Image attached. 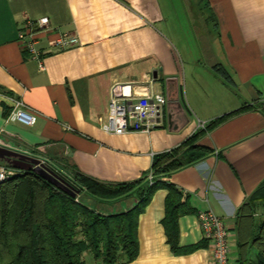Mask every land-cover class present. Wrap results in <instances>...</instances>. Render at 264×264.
Instances as JSON below:
<instances>
[{
	"label": "crops",
	"instance_id": "obj_1",
	"mask_svg": "<svg viewBox=\"0 0 264 264\" xmlns=\"http://www.w3.org/2000/svg\"><path fill=\"white\" fill-rule=\"evenodd\" d=\"M203 3L212 26L196 17L192 0H0L5 148L35 150L100 182H131L150 170L155 155L241 109L196 141L212 150L208 155L166 178L194 209L178 219L179 246H202L172 250L163 225L168 189L161 187L139 216L138 255L124 264H210V244L197 217L209 209L230 226V264H237V211L264 181V0ZM43 16L50 29L36 43L45 52L41 69L18 32L26 17ZM62 33L78 43L60 49L54 42ZM169 77L178 78L188 117L180 129L168 128L167 106L166 125L150 132L109 134L100 128L113 85L135 83L138 92L166 94ZM15 100L37 114L33 125L7 120ZM86 199L104 213L126 211L136 202L134 195Z\"/></svg>",
	"mask_w": 264,
	"mask_h": 264
},
{
	"label": "trees",
	"instance_id": "obj_2",
	"mask_svg": "<svg viewBox=\"0 0 264 264\" xmlns=\"http://www.w3.org/2000/svg\"><path fill=\"white\" fill-rule=\"evenodd\" d=\"M240 110L213 120L180 146L155 155L150 170L135 181L100 182L67 166L72 179L51 168H45L49 178L37 174L34 167L21 169L0 184V264L131 262L139 251V216L154 191L161 187L168 189L163 225L172 250L180 254L198 249L202 244L179 246L178 219L194 209L187 200L181 201L182 191L166 178L208 155L212 150L196 141ZM56 177L76 195L61 188ZM128 195H134L136 202L119 213L100 212L79 200L87 197L115 200ZM259 201L264 202V181L237 211L234 227L237 264H264V215L256 218L253 211ZM86 254L93 263L86 260Z\"/></svg>",
	"mask_w": 264,
	"mask_h": 264
},
{
	"label": "built area",
	"instance_id": "obj_3",
	"mask_svg": "<svg viewBox=\"0 0 264 264\" xmlns=\"http://www.w3.org/2000/svg\"><path fill=\"white\" fill-rule=\"evenodd\" d=\"M49 18L43 16L37 19L26 17L19 26L18 40L22 43L27 53L39 61L41 69L44 68L40 56L45 53L36 48L40 32L49 30ZM78 43V38L68 33L59 34L54 44L60 49ZM135 83L115 84L110 91L108 113L106 120L100 128L109 134H125L129 132H150L166 125L167 96L164 92L149 90L136 91ZM37 114L27 108L24 103L15 100L13 109L7 120L18 121L26 125H33ZM0 147H3L0 144ZM17 153L28 159L38 161L37 165L45 170L51 168L58 174H63L72 179L73 175L65 167L56 166L42 153L35 150H18ZM34 166V167H35ZM21 169L0 160V184L19 174ZM148 179H152L149 174ZM202 235L210 244V264H230V226L214 213L211 209L200 211L197 215Z\"/></svg>",
	"mask_w": 264,
	"mask_h": 264
},
{
	"label": "water",
	"instance_id": "obj_4",
	"mask_svg": "<svg viewBox=\"0 0 264 264\" xmlns=\"http://www.w3.org/2000/svg\"><path fill=\"white\" fill-rule=\"evenodd\" d=\"M165 92L168 99V128L175 131L180 129L188 120L187 114L179 100V83L177 77H169L165 80ZM0 160L12 165L14 168L24 170H30L38 163L35 159H28L16 151L5 147H0ZM56 180L61 188L73 196L76 195V192L70 190L65 184H63V181L60 178L56 177Z\"/></svg>",
	"mask_w": 264,
	"mask_h": 264
},
{
	"label": "rangeland",
	"instance_id": "obj_5",
	"mask_svg": "<svg viewBox=\"0 0 264 264\" xmlns=\"http://www.w3.org/2000/svg\"><path fill=\"white\" fill-rule=\"evenodd\" d=\"M189 1H191V0H189ZM192 1H193L194 6H195V15H196V17L197 18L199 17V19L204 21L206 26H208V22L207 21H209L210 19L209 20H206V19L209 18V13H208L207 8L202 6V4H204L203 0H192ZM209 24L212 26V21H209ZM164 88L165 87L163 86V89ZM34 170L37 172V174H39V175H41L43 177L49 178L48 172L46 170H44L43 168H41L40 166H35ZM79 200L81 202L87 204L89 207L100 211L95 206H93L92 203L90 201H88L86 198H84V199L80 198ZM253 211H254V214H255L254 216L256 218H260L262 215H264V202H262V201L256 202V204H255V206L253 208ZM100 212H103V211H100ZM85 258L90 259L88 255H86Z\"/></svg>",
	"mask_w": 264,
	"mask_h": 264
}]
</instances>
